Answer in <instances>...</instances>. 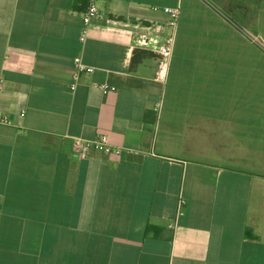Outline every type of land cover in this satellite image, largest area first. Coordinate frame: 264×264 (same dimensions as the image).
<instances>
[{
	"label": "crops",
	"instance_id": "crops-1",
	"mask_svg": "<svg viewBox=\"0 0 264 264\" xmlns=\"http://www.w3.org/2000/svg\"><path fill=\"white\" fill-rule=\"evenodd\" d=\"M0 264H264V0H0Z\"/></svg>",
	"mask_w": 264,
	"mask_h": 264
},
{
	"label": "built area",
	"instance_id": "built-area-1",
	"mask_svg": "<svg viewBox=\"0 0 264 264\" xmlns=\"http://www.w3.org/2000/svg\"><path fill=\"white\" fill-rule=\"evenodd\" d=\"M151 10L153 12L161 11L163 14H165L167 16L166 26L171 30V35L165 40L162 45H157V42L155 40H152L153 44L157 45L158 55L155 80L162 84L165 83L168 78L169 67L175 44V33L180 17V6L178 5L176 7L164 8L154 6L151 8ZM97 15V7L94 4H90L87 11L82 16V26L79 37L81 43L86 40L88 34V26ZM146 42V36H143L141 39V44L146 45ZM73 69V75L71 77V88H75L76 84L79 82L81 75L92 74L94 72V68L84 65L80 58L74 59ZM99 89L101 90L102 94H108L115 91L114 87L107 84L100 85ZM154 110L157 111L158 106ZM75 149L81 153H89L90 151H95L113 157H119L122 152L120 148L111 146L106 135H100L98 138L91 141L77 140V142L75 143ZM184 205V199L182 197L179 198L176 217L182 215Z\"/></svg>",
	"mask_w": 264,
	"mask_h": 264
}]
</instances>
